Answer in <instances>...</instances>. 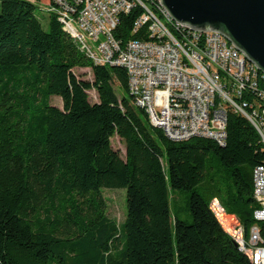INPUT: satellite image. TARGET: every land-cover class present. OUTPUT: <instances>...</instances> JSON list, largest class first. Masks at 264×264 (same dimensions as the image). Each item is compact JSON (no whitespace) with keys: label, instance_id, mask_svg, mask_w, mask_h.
<instances>
[{"label":"trees","instance_id":"1","mask_svg":"<svg viewBox=\"0 0 264 264\" xmlns=\"http://www.w3.org/2000/svg\"><path fill=\"white\" fill-rule=\"evenodd\" d=\"M34 1L0 0V264H253L209 208L218 199L246 233L255 222L253 169L264 145L250 122L228 110L223 145L170 140L135 104L125 69L93 63L53 0L41 9L44 29ZM140 13L120 14L121 46L145 38L131 32ZM102 188L125 189L122 222L109 217Z\"/></svg>","mask_w":264,"mask_h":264},{"label":"built area","instance_id":"2","mask_svg":"<svg viewBox=\"0 0 264 264\" xmlns=\"http://www.w3.org/2000/svg\"><path fill=\"white\" fill-rule=\"evenodd\" d=\"M63 29L99 65H120L135 104L174 141L193 136L223 145L228 110L244 116L264 145V73L223 35L174 21L159 0H53ZM139 7L132 33L145 38L121 46L113 30L121 13ZM249 98V100L247 99ZM254 224L245 232L218 199L209 208L253 264H264V164L253 169Z\"/></svg>","mask_w":264,"mask_h":264},{"label":"water","instance_id":"3","mask_svg":"<svg viewBox=\"0 0 264 264\" xmlns=\"http://www.w3.org/2000/svg\"><path fill=\"white\" fill-rule=\"evenodd\" d=\"M159 3L174 21L192 30L220 33L264 73V0H159Z\"/></svg>","mask_w":264,"mask_h":264},{"label":"rangeland","instance_id":"4","mask_svg":"<svg viewBox=\"0 0 264 264\" xmlns=\"http://www.w3.org/2000/svg\"><path fill=\"white\" fill-rule=\"evenodd\" d=\"M46 1L47 0H35V15L39 18L41 25L44 29L47 27V14L41 9L46 7ZM74 73L79 78L85 79V80H92V75L90 73L89 69H80L76 68L74 69ZM114 90L118 97L125 96L127 97V94H125L120 87L117 85L116 82H114ZM89 96V101L91 103L97 101L96 92L91 89L87 91ZM50 104L57 106L61 108V100L57 96H51L50 97ZM111 145L113 149L119 151L120 155H124V144L122 141H120L117 137L111 138ZM102 195L105 198L106 204H107V212L109 217L115 218L117 222H122L125 215H126V204H125V189L124 188H102L101 189ZM176 194L177 192H174ZM175 205L177 209L184 208L185 207V195H178L175 200ZM170 206H172V202H170ZM172 210V207H171ZM232 214V213H231ZM236 216L235 214H232ZM237 217V216H236Z\"/></svg>","mask_w":264,"mask_h":264}]
</instances>
